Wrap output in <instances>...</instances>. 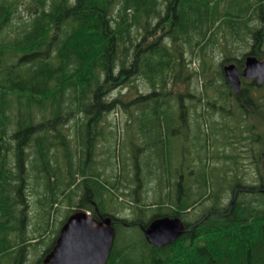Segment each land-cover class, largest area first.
Listing matches in <instances>:
<instances>
[{
	"label": "trees",
	"instance_id": "trees-1",
	"mask_svg": "<svg viewBox=\"0 0 264 264\" xmlns=\"http://www.w3.org/2000/svg\"><path fill=\"white\" fill-rule=\"evenodd\" d=\"M255 1L0 0V264L14 255V264H28L30 249L42 246L55 225L57 201L70 206L60 229L76 211L96 216L98 209L113 218L117 235L106 264H264V192L250 187L248 164H237L243 144L252 151L256 141L264 142V90L251 95V102H231L222 64L217 67L213 58L218 50L222 60H233L231 48L240 40L242 19L255 16ZM23 8L26 17L19 12ZM223 30L228 41L220 40ZM209 46L214 62H202L205 69L199 58L206 61ZM114 112L126 122L118 118L107 130H137L133 140L140 139L138 133L157 132L156 157L164 164L173 154L170 135L184 126L191 130L196 121L204 129L217 124L214 141L220 134L236 151L195 161L203 163L191 167L194 184L170 168L153 169L157 184L149 192L150 178H142L139 164L141 182L134 185L126 178L127 165L110 160L103 121ZM62 115L71 119L60 121ZM201 136L195 137L197 145L209 153L212 140ZM221 163L225 173L216 179L217 168L210 166ZM35 177L39 216L28 218L27 191L29 185L35 190ZM167 187L173 190L166 193ZM238 188L252 191L239 192L235 200L234 191L222 206L226 193ZM108 195L125 201L124 207L159 195L150 205L158 212L134 221L106 214ZM161 217L181 218L187 231L165 247L151 245L145 234L120 245L122 226L147 227Z\"/></svg>",
	"mask_w": 264,
	"mask_h": 264
},
{
	"label": "rangeland",
	"instance_id": "rangeland-1",
	"mask_svg": "<svg viewBox=\"0 0 264 264\" xmlns=\"http://www.w3.org/2000/svg\"><path fill=\"white\" fill-rule=\"evenodd\" d=\"M19 12L23 15V16H28V12H26V10L23 9H19ZM222 21H224V18H222ZM213 32V29L210 30V33ZM227 33L224 32V30L220 33V40L221 41H226L229 40V38L227 39ZM214 51L212 50V48L209 46L208 50H206V54L208 55H212ZM222 54L220 53V51L216 50L213 53V58H216L215 62L212 61L211 57H206V61L204 59V61L202 60V58L200 57L199 59L201 61L200 64L203 68H207L205 64H202V62L206 63V64H211V63H215L217 65V67L220 68V63L222 61L221 59ZM214 60V59H213ZM201 67V70H202ZM207 76V74H206ZM203 81V80H202ZM200 81H199V85H200ZM264 105V103H263ZM264 109V108H263ZM71 119L68 118L65 115H62V118L60 119V121H63L64 119ZM119 118V119H118ZM175 118H178L177 120V124H180L182 126L183 121L180 119L181 116H175ZM117 119L120 121V123L124 125L125 121V116L123 114H121L119 112L116 113H111L110 115L107 116L106 120L103 121V124L105 125V129H106V133L105 136L110 139V149L111 151L109 152L110 155V160H113V164H120L121 166H126L127 165V177L126 178H130L131 181H133V184L136 185L137 181H138V185L141 182L140 181V173H137L139 171H137V167L136 164H139V167L141 169V175L143 179H148L149 180V184L148 187L150 189L149 192H152V188H154L157 184V180L155 179L156 177L153 178V169H163L166 168V170H168V168H170V171H174L177 172L180 175H183V179L185 181H191L192 184H194V175L190 174V170L191 167L195 170L197 168V164H194L195 161H198L199 158L201 160H204L206 158H210L211 156L215 155V153H219V151L222 150H227L230 153H235L236 149H232L231 146H225V144L223 142L224 139L221 137V135H218V138L216 141H214V136L212 137V134L216 131L217 128V124L215 123H209L207 125V128H203L202 126H198L197 125V121L194 125L191 126V130L189 129V127L184 126V127H180L179 130H177L178 135L175 133H171V139L175 141V144L173 146V144L171 145V152L173 149V154L170 158V162L171 163H167L164 164V162H159V159L156 157V155H158L159 153V140L157 139V132H149L147 135H144L142 137L141 133H138L141 137L140 139H135L133 140V136L135 135L134 133L137 132V130H128L126 131V128L124 126L121 127L119 135H117V128L116 127H112L110 130H107L109 127H111L112 124L117 123ZM72 120H76V118H72ZM72 123V122H71ZM71 124H68V126ZM74 132L73 128L71 127L70 129V134L73 135L72 133ZM139 132V130H138ZM47 134L48 131L46 132ZM199 134H201L203 137L204 135H207L210 137V139L212 140L209 144V153H207L205 150H202L198 147L197 142L195 139V137L199 136ZM145 137H147V139H145ZM8 139V138H7ZM118 140V141H117ZM11 142V140H10ZM36 144L35 139L33 138L28 147L26 148V150L29 151V146L32 143ZM203 141L200 143V147L203 148ZM224 144V145H223ZM74 148H76L75 142H74ZM78 149L81 147L79 145H77ZM146 148V151H145ZM205 148V147H204ZM197 149L199 151H197ZM25 150V151H26ZM51 152H55L56 155V151L55 148H51ZM58 152V159L60 160V156L62 158V155L60 154L61 151L57 150ZM29 154H31V159H34L35 154H34V149H33V153L30 150V152H28ZM229 153V154H230ZM52 155V153H51ZM53 156V155H52ZM54 159V158H53ZM64 162V159L63 161ZM203 163V162H201ZM30 164V163H29ZM107 164H102V166H106ZM66 166V164H65ZM99 166V165H98ZM214 166H216V171H215V178L217 179V176L224 174V170L226 169L223 164H212L210 166V168H213ZM110 168V164L108 166ZM165 172V171H164ZM224 172V173H223ZM243 172V168L242 171ZM246 172L249 174L248 176V180L250 183H253L254 181H256V172L254 169H251V167L246 166ZM232 175L234 176V172H231ZM218 176V177H219ZM242 177H243V173H242ZM139 178V179H138ZM80 179V177H79ZM147 181V180H146ZM30 182L33 184V187L35 188V190L31 187L32 185H29L30 189H28V194H29V199L31 202V208L29 207V215L28 218L30 216L35 218H38L39 214H35L37 213V207L35 206V201L37 200L36 198L41 194V192H39V181L37 180V178H31ZM143 182V181H142ZM249 183V184H250ZM61 187V185H60ZM134 187V186H133ZM191 187V186H190ZM193 187V186H192ZM173 190V188H168L165 189L166 193H168L169 191ZM190 189H188L187 191H189ZM194 192L193 196L196 197L197 196V190H195L194 188L191 190V193ZM235 191V189H232L228 191V193H226V197L229 198L227 199L229 202L232 200V196H233V192ZM40 193V194H39ZM40 197V196H39ZM133 198H135L134 194L132 195ZM159 199V195L158 196H151L150 198H142L141 201L134 203L132 206H126L124 207V205L126 204V202L122 201V200H114L110 195H108L107 197H105V207H104V213L109 214V215H113L116 216L118 218H122V219H129L130 221H134L139 219V217H142L143 220H149V217L151 215H153L154 213H157L158 210L155 207L150 206L152 203H154L153 201ZM180 200V198H179ZM59 203V204H58ZM58 204V208H60L61 210L59 211L58 215H56V218L52 221V224H55L51 227V229H49V232L46 233V241L43 243V245L38 248H31L30 249V254L28 257V264H38L40 262V260H42L43 254L44 252L52 245L53 240L56 237V231H58V229H60V222H62L63 217L66 213V211L69 210V204L65 203H60L57 201ZM144 204H147L146 206ZM211 204V203H209ZM149 205V206H148ZM200 208V207H199ZM75 209V208H74ZM197 211H200L198 209H196ZM77 212V211H76ZM196 211H194L193 213H195ZM197 214L194 215L189 218L190 222H194V220L196 219ZM34 218V219H35ZM34 221V220H32ZM18 226H20L19 222ZM140 224V223H139ZM138 224V226H133L131 228H126L124 226H122L120 228L121 231V238H120V245H123L124 243H126L127 241H134L136 239L142 238V236L144 237V232L142 227ZM62 228V227H61ZM116 229V228H115ZM35 230V228H34ZM61 230V229H60ZM29 233L31 234L33 231L31 228L28 229ZM36 232V231H35ZM60 234V233H59ZM117 235V233H116ZM116 240V237H115ZM115 243V242H114ZM19 254V252L17 253ZM16 254V255H17ZM15 255L11 257V259H7L6 260V264H14L13 263V259H14ZM43 264V263H42Z\"/></svg>",
	"mask_w": 264,
	"mask_h": 264
},
{
	"label": "water",
	"instance_id": "water-1",
	"mask_svg": "<svg viewBox=\"0 0 264 264\" xmlns=\"http://www.w3.org/2000/svg\"><path fill=\"white\" fill-rule=\"evenodd\" d=\"M227 79L236 92L240 79L235 65L224 69ZM245 75L264 84V61L251 57L247 60ZM147 241L154 246L172 244L186 231L179 217H161L141 226ZM116 230L110 216L103 217L96 209V216L77 211L63 224L52 250L43 259V264H106L114 247Z\"/></svg>",
	"mask_w": 264,
	"mask_h": 264
},
{
	"label": "flooded vegetation",
	"instance_id": "flooded-vegetation-1",
	"mask_svg": "<svg viewBox=\"0 0 264 264\" xmlns=\"http://www.w3.org/2000/svg\"><path fill=\"white\" fill-rule=\"evenodd\" d=\"M254 10H256L255 16L248 20L242 19V21L244 20V22H241L242 25L247 28L244 26L241 28L239 27L238 38L240 40L232 46L230 52L234 55L233 60L231 61L225 56L220 63L222 64L221 67L224 72L227 87L231 90V97H229V100L237 104L251 102V100H253L251 95H260V93H257L259 92L257 90H264V84L259 83L258 79L249 78L245 75L248 58L254 57L260 62L264 61V0H256L254 2ZM245 22L247 24H245ZM246 29H248L249 32ZM229 65H235L238 71L240 79V90L238 92H236L231 86L224 71L225 67ZM239 151L241 156L237 164H254L256 181H254L250 187L254 188L259 193L264 192V142L256 141L255 146L252 147V151L250 149L247 151L246 145L243 144ZM197 164L201 163L197 162ZM258 168H261V174L259 173ZM241 191L249 193L252 189H236L233 196L234 200L238 197V194ZM221 204L222 206H224V204L227 205L229 204V201L223 199Z\"/></svg>",
	"mask_w": 264,
	"mask_h": 264
},
{
	"label": "bare ground",
	"instance_id": "bare-ground-1",
	"mask_svg": "<svg viewBox=\"0 0 264 264\" xmlns=\"http://www.w3.org/2000/svg\"><path fill=\"white\" fill-rule=\"evenodd\" d=\"M6 118V117H5ZM2 119H4V118H2ZM2 121H4V120H2ZM2 121H1V123H2ZM6 122H7V120H6ZM2 124H4L5 125V123H2ZM2 126V125H1ZM3 127V126H2ZM4 128H5V126H4ZM116 230V229H115ZM115 237H116V235H115ZM115 242V241H114Z\"/></svg>",
	"mask_w": 264,
	"mask_h": 264
}]
</instances>
